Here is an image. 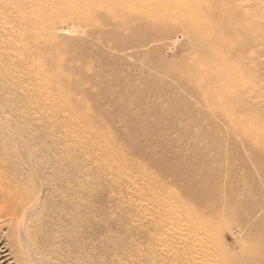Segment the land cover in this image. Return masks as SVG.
Segmentation results:
<instances>
[{"label": "rangeland", "instance_id": "1", "mask_svg": "<svg viewBox=\"0 0 264 264\" xmlns=\"http://www.w3.org/2000/svg\"><path fill=\"white\" fill-rule=\"evenodd\" d=\"M61 1L0 0V56L10 51L9 43L24 41V33L18 29L23 17L27 22L39 18L38 32L45 35L41 39L54 40L40 58L49 63L59 57L55 64L57 91L61 99H69L63 97L62 101L69 103L76 124L71 125L74 133L69 139L63 128L60 138L66 147L71 146L75 162L90 174L93 223L100 224L93 228L96 236L90 263L171 264L168 260L173 257L162 245L166 243L169 249L172 243L158 231L163 227L155 222L157 212L151 207L161 196L153 177L167 175L171 191L182 196L174 185L178 173L172 175L180 169L185 171H180L182 183L207 196L203 202L207 213L222 219L218 231L226 254L240 264H261L254 255L264 252V243L258 240L264 239V149L248 143L238 120L257 115L264 122V0H236L244 3L233 27L244 30L222 36L224 47L202 39L198 43L189 32L165 19L152 23L149 30L128 33L126 25L107 20L112 16L108 12L102 16L91 13L98 29L95 32L83 21L88 13L78 12L74 3L61 9L50 31V16L45 14L43 19L36 7L52 11ZM191 1L205 9L203 0ZM227 5L235 8L228 1ZM71 11L84 16H72ZM213 20L220 26L221 22ZM205 36L208 39L214 34ZM27 45L32 46L26 43L24 49ZM226 47L233 53L230 57L226 53L223 62L217 63L215 54ZM217 66L226 69L220 71ZM206 68L210 73L202 79L200 73ZM230 68L240 75L241 82L235 81L234 86ZM66 72L70 79L63 83L60 78ZM219 87L217 96L213 89ZM224 87H228V95ZM82 115H86L84 120H80ZM248 129L253 131L251 135L264 134V123L251 122ZM106 136L108 142H115L111 143L113 149L119 143L118 154L106 156ZM123 144L134 149L135 155L130 157L121 148Z\"/></svg>", "mask_w": 264, "mask_h": 264}, {"label": "bare ground", "instance_id": "2", "mask_svg": "<svg viewBox=\"0 0 264 264\" xmlns=\"http://www.w3.org/2000/svg\"><path fill=\"white\" fill-rule=\"evenodd\" d=\"M62 1L56 4V7L50 5L52 11L36 7L35 12L42 15L43 19L45 14L50 16L47 23L50 31H53L54 21L61 9L71 7L68 6L69 3L77 5L81 14L88 13L89 17L84 18L83 21L88 28H94L95 32L98 29L94 23V16H102L104 12L112 15L107 20L126 25L128 33L149 30L152 23L165 19L189 32L199 41L198 43L204 40L223 47L226 42L222 36L231 33L242 34L244 30L242 26V28L233 27L238 9L244 3L236 0H225L222 4L220 3L222 0L211 2L203 0L205 9L201 6V8L193 6L191 0ZM227 1L235 8L228 7ZM55 3L52 1V4ZM76 12L70 13L72 16H78ZM92 12L94 16H91ZM213 19L221 22L220 26L214 25ZM21 21L18 29L24 33L22 34L24 41L9 43L10 51L0 56V264H91L89 255L92 253V240L96 236L93 228L100 224L93 223L95 217L90 200L91 187L87 180L90 174L87 168H82L75 162L71 146L68 143L66 147L63 144L65 141L62 143L60 138L62 128L68 139L74 133H71L73 130L71 125L74 124L75 117L72 118L74 114L67 106L69 103L64 104L62 101L64 96H61V99L59 97L61 94L57 91L59 76L55 64L59 57L56 55L49 63L43 62L40 58L41 53L44 52V48L49 49L50 41L54 40L41 39L45 35L43 33L40 35L38 32L39 18L27 22L23 17ZM226 22L232 26L224 24ZM210 33L214 36H209L207 39L205 35ZM26 43H31L33 49L29 45L27 46L30 48L24 49L23 45ZM226 53L230 57L233 50L226 47L222 52L215 54L217 63L223 62ZM216 68H220V71L226 69L224 66ZM230 69L232 70L231 86H234L233 83L240 78V75L236 74L235 68ZM203 72L204 74L200 73L202 79L210 73L207 68ZM61 78L60 81L68 83L70 74L66 72ZM219 88L213 89L217 96L221 92ZM243 110L245 111V108ZM85 116L83 118L79 116L80 120H84ZM61 117L63 119H60ZM249 117L251 118L250 115ZM254 117L255 119L246 118L241 122L238 120V126L244 136L246 135L245 138L250 145L264 149L262 131H257V135L254 134L255 132L251 135L253 131L248 129L251 122L264 123L260 119L261 116L254 115ZM77 127L78 125L76 129ZM93 130L102 132L101 129ZM91 133L90 135L93 134ZM107 136L110 137V134ZM107 136L103 139L104 150L106 156L111 157L113 154H118L117 150L120 147L117 141L118 145L116 147L113 145L115 147L113 149L111 143L115 142H108ZM123 146L121 148L130 157L135 155L134 149L128 148V145L123 144ZM122 155L125 157L124 153ZM140 165L142 166V163ZM180 171L185 172L176 169L173 170L172 175L178 173L174 185L179 188L182 196L171 191L166 183L167 175L162 174L159 177V173V175L152 173L155 175L153 181L158 184L156 189L161 192H159L161 196L157 195V200L151 204L152 209L157 212L154 216L157 221H154L163 227L162 229L157 227L158 231L160 230L161 234L164 232V237L172 243L169 249L166 243L162 245L163 248L165 247L164 251L173 257L168 261L171 264H240L233 256L226 254L225 243L221 241L218 231V224L222 219L215 213H207V206L203 204L207 196L203 191L199 193L184 185L180 179L183 177ZM144 184L148 182L144 181ZM189 205L193 208H189ZM251 216L248 220L252 219ZM234 229L233 233H235ZM258 240L261 244L264 243V239L258 238ZM254 257L264 264L263 251H256ZM148 262L152 263L150 260Z\"/></svg>", "mask_w": 264, "mask_h": 264}]
</instances>
